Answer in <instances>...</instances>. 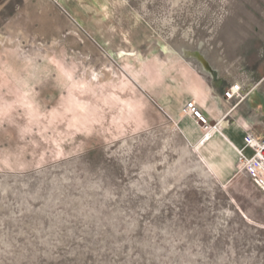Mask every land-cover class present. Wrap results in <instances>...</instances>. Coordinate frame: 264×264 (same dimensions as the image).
<instances>
[{
    "label": "rangeland",
    "instance_id": "1",
    "mask_svg": "<svg viewBox=\"0 0 264 264\" xmlns=\"http://www.w3.org/2000/svg\"><path fill=\"white\" fill-rule=\"evenodd\" d=\"M175 77L264 132V0H0V264H264V184L209 170L150 94Z\"/></svg>",
    "mask_w": 264,
    "mask_h": 264
},
{
    "label": "crops",
    "instance_id": "2",
    "mask_svg": "<svg viewBox=\"0 0 264 264\" xmlns=\"http://www.w3.org/2000/svg\"><path fill=\"white\" fill-rule=\"evenodd\" d=\"M176 80H178V77H175L174 79L165 78L161 84L150 91V94L154 95L156 106L163 114L174 122L188 144L197 146L199 143L198 141H200L203 136V128L210 131L212 126L218 123V120L224 119L226 124L230 125V128L223 131L224 133L222 132L225 140L220 136L215 135L211 140L212 145L219 148L221 151H225L224 149L226 148L228 153L229 151L230 153H233L228 146L232 143V145L241 148L242 145H244L243 137L245 133L250 132L248 124L242 120V114L247 103L242 104L243 101H241L235 106V108H230L225 104L223 96L218 93L217 84L209 83L212 86L210 87V85L206 83L197 82L192 85L189 92L185 88L177 89ZM258 80L259 79L255 81L254 79L256 83ZM230 86L231 85H227L225 90H228ZM243 92L244 89L241 93L243 94ZM250 95L249 111L255 113L254 110H256V105L254 98L256 96L258 97V95L252 94V92ZM191 101L196 104L197 108L207 121V126H203L201 129L198 126V121L191 114L187 115L185 106L187 102ZM232 102L235 101L233 100L231 103ZM261 122L264 124V119H262ZM216 125V127L221 128L219 123ZM263 133L264 132L253 131L252 135L257 138H264Z\"/></svg>",
    "mask_w": 264,
    "mask_h": 264
},
{
    "label": "bare ground",
    "instance_id": "3",
    "mask_svg": "<svg viewBox=\"0 0 264 264\" xmlns=\"http://www.w3.org/2000/svg\"><path fill=\"white\" fill-rule=\"evenodd\" d=\"M199 70V75H202V77H210V72L209 70H207L203 64H201L198 68ZM96 72V70H94V73ZM94 73L92 74L94 76ZM232 85H236L237 87H240L239 83H233ZM224 102L225 104L232 108L234 106V104L231 103L232 100H226L223 96ZM243 100V98H242ZM241 100V101H242ZM240 101V102H241ZM238 102V103H240ZM237 103V104H238ZM236 104V105H237ZM201 113V112H200ZM228 113V112H227ZM188 115V113H187ZM202 115V114H201ZM203 116V115H202ZM204 117V116H203ZM205 119V117H204ZM206 120V119H205ZM219 125L221 126V128L216 127V130L213 132L211 129L209 130H205L203 132V136L201 138L200 141H198V145L194 147V150H196L197 148H203L204 146H212L211 140L215 135L220 136L223 140L224 136L222 135V132L227 130L228 128H230V125L226 124V122L223 120H218ZM216 123V124H218ZM207 126V121H206V125H204V127ZM224 133V132H223ZM248 133V132H246ZM245 133V134H246ZM251 134V133H248ZM252 135V134H251ZM253 137V142L254 145H257L259 143V140L257 137H255L254 135H252ZM227 138V137H226ZM244 138V137H243ZM221 140V139H220ZM227 142V140H226ZM222 143V141H221ZM223 144V143H222ZM233 144V143H232ZM228 145L229 149L232 150L233 153H229L226 151V148L224 149L225 151H221L222 153L220 154L221 161L217 162H212V161H207L208 164V168L209 170L213 171V167L217 168L216 170L220 171L223 173V171H227L229 170V168L234 164L235 159H238V164L240 166V170L243 172H247L252 178L253 177H257L261 179V183L264 184V167H261L260 171H258L257 167L259 164L257 163V160L255 159V151L249 147H247L243 141V144L241 148L235 146V145ZM219 149V148H218ZM220 152V149L219 151ZM243 155L247 158V161L244 160H240V156ZM201 158V164L205 165V162L203 161L202 157ZM248 164V165H247ZM227 167V168H225ZM227 169V170H226ZM215 170V169H214ZM215 172V171H214Z\"/></svg>",
    "mask_w": 264,
    "mask_h": 264
},
{
    "label": "built area",
    "instance_id": "4",
    "mask_svg": "<svg viewBox=\"0 0 264 264\" xmlns=\"http://www.w3.org/2000/svg\"><path fill=\"white\" fill-rule=\"evenodd\" d=\"M242 87H237L236 85H231L230 88L223 93V96L226 100H234L236 105L238 102L242 100ZM185 109L188 114H191L200 125L204 126L206 125V120L201 115L199 109L197 108L196 104L191 101L187 102ZM216 124L212 126V131L216 130ZM259 143L257 145H254L253 137L251 134L246 133L244 135L243 141L245 145L255 151V159L257 160V163L259 164L257 167L258 171H260L261 167H264V138H258ZM240 160L247 161V158L243 155L240 156ZM248 165V164H247Z\"/></svg>",
    "mask_w": 264,
    "mask_h": 264
}]
</instances>
